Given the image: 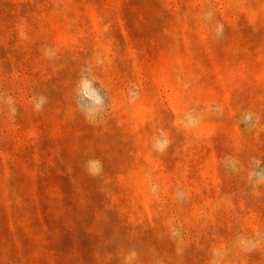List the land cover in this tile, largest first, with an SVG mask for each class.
Instances as JSON below:
<instances>
[{"label":"rangeland","instance_id":"1","mask_svg":"<svg viewBox=\"0 0 264 264\" xmlns=\"http://www.w3.org/2000/svg\"><path fill=\"white\" fill-rule=\"evenodd\" d=\"M214 261L264 264V0H0V264Z\"/></svg>","mask_w":264,"mask_h":264},{"label":"clouds","instance_id":"2","mask_svg":"<svg viewBox=\"0 0 264 264\" xmlns=\"http://www.w3.org/2000/svg\"><path fill=\"white\" fill-rule=\"evenodd\" d=\"M81 83L85 86V87H89L91 85V81L89 80H82ZM95 99L97 100V102L99 103L100 101V97L99 96H95ZM11 102V101H10ZM43 98H41L40 102L36 104V111L39 112L42 108L43 105ZM13 112H15V109H12ZM100 111L99 108H91L89 110H87L84 114L86 115L87 118H89L90 120L94 119L96 114ZM159 147V145H157ZM87 167L89 169V171L92 174H99L101 171V164L99 160H90L87 164ZM134 255V253H133ZM214 264H218V262L214 261Z\"/></svg>","mask_w":264,"mask_h":264}]
</instances>
